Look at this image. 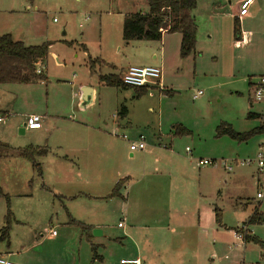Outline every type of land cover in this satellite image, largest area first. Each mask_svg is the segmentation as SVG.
Here are the masks:
<instances>
[{
	"label": "rangeland",
	"instance_id": "obj_1",
	"mask_svg": "<svg viewBox=\"0 0 264 264\" xmlns=\"http://www.w3.org/2000/svg\"><path fill=\"white\" fill-rule=\"evenodd\" d=\"M135 1L0 0V36L11 33L15 39L21 37L20 41L25 46L50 44L43 64L47 69L45 81L0 85V109L9 114L8 116L0 114V118L4 120L3 124L0 123V156H11L13 151L17 153V150L29 147L32 143H38V145H31L32 147L38 146V148H45L47 153L52 152L46 146L47 139H44L42 130L20 133L29 116L43 118L46 113H49L61 120H67L69 116L76 119L79 114L71 109V106H76L86 107L90 119L103 118L109 122L112 120V115L124 106L133 110L132 120L144 123L149 120V117L157 122V116L161 113V122L164 126L173 122L178 123L177 126L181 124V127L189 131L188 136L176 138L173 150L185 156V150L188 148L193 158L196 155L200 156L197 160L226 161L231 165L232 171L226 173L222 167L198 169L196 162H190L189 170L191 176H194L191 178V193L194 196V192L198 188L201 189L195 178L197 172L209 174L212 170L216 175H221L222 183L218 188L219 192H216L217 205L221 209V223L228 227L238 226L239 230L241 223H246L255 209L258 213L264 214V174L258 172L255 162L263 137L258 134L246 142L238 143L227 136L216 138L215 134L216 128L221 123L230 125L237 134H246L261 126L260 121L247 119V115L249 112L260 116L264 113L263 104L254 102L250 108L249 99L253 98V87L248 85L249 77H255L251 81L252 84L257 82V78L264 77V0H255L249 7L245 21L241 22V33H244L248 44L238 48L233 46L235 43L233 18L230 15L238 11L239 0H198L194 17L201 39L197 42L194 53L189 57L190 67L184 60L179 59L180 64L175 66L177 70H169V74L177 73L179 76V79L174 82L176 88L172 95H162L161 98L158 95L154 98L144 96L138 100L131 98L135 95L132 88H118L116 92L117 89L99 82L98 76L119 74L120 70L115 71L110 65L96 64L91 71L88 64L89 60L105 57L116 65L121 59L124 60V55L135 52L136 50L132 51L133 48L147 44L143 41L142 43L135 41L132 44L139 45L127 47L126 42L122 40L120 41L122 49L119 54L113 44L114 38H121V13L135 9V4L137 5L139 0L136 3ZM138 11L143 13V10L136 9V13H139ZM144 12L147 13L148 9L145 8ZM22 33L23 37L20 36ZM150 51L147 50L145 56L129 59L131 64L134 59H148ZM126 61L128 60L125 59L124 62ZM165 71L168 75L167 68ZM84 87L94 90L87 102H83L81 98ZM197 91L202 92L203 95L198 100H192L193 93ZM149 106L152 107V112L147 111ZM121 122L123 127L127 125L126 120ZM140 123L137 127L131 125L132 134L134 132L150 134L149 127ZM132 134L119 131L118 136L114 137L119 138L125 135L127 141L119 139L126 143L110 139L111 144L106 142L100 146L104 152L115 149L119 153H117L115 167L123 175L122 178H130L126 180L124 190H121L124 196L129 181L141 180L140 173L137 176L125 174L131 168L137 169L136 172L141 168L138 152H134L132 158L126 156L130 153L129 143L136 139ZM144 137L149 144V150L154 144L149 141V137ZM247 160H250L252 164L244 167L235 165ZM18 164L21 168H18ZM24 166L29 168L31 164L17 162L14 165L7 160H0V187L9 196L11 212H17L15 218L21 221L19 225L15 223L12 225L9 234V241L14 250L18 248L19 243H23L25 247L31 246L32 239H38L40 234L46 237L43 233L44 229L51 228L58 234V238H63L62 243L53 245L47 242L45 246L37 248L34 252L44 253L50 248H55L59 252L57 256L66 258L68 252H77L76 245L79 248L78 236L74 233L78 235L81 232L88 234L91 232L93 235V232L99 231V228H92V225L98 224L102 225L106 235L110 237L105 239V250L101 253L104 257L103 264H118L119 259L126 256L131 247L134 249L133 245L123 238L124 230L117 227L119 223L121 225L124 223H122L123 215L120 207L114 208L113 204L109 205L111 209L103 219L86 213V217L91 220L82 225L86 228L84 229L67 224L65 218L60 215L49 216L56 211L50 206L53 191L50 193L46 190L43 193L41 204L36 201L26 204V201L17 198V194H20L22 190L19 181H22L23 174L26 172ZM15 167L18 173H14ZM214 173L211 174L214 175ZM32 176L35 180V172ZM50 188L51 186H48V189ZM258 192L262 193V199H256ZM41 211L46 212L47 216L40 218L33 215ZM5 212V201L0 198V229L3 227ZM56 212L58 214V210ZM248 230V236L264 243V228L261 224L251 225ZM235 231L233 234H228L224 230L216 237L209 236L202 239L201 253L205 263L264 264V251L254 243L243 245L242 241L236 239L240 242L237 243ZM137 235L150 240L147 232H137ZM72 237L74 245H69L71 250L63 248V244L70 243ZM167 249L165 247L159 250L160 261L166 259L163 253ZM84 254L82 248H79V264H84ZM212 254H215V258H212ZM186 255V258L192 256L189 253ZM148 263H150L149 260ZM94 264L99 263L94 262Z\"/></svg>",
	"mask_w": 264,
	"mask_h": 264
},
{
	"label": "crops",
	"instance_id": "obj_2",
	"mask_svg": "<svg viewBox=\"0 0 264 264\" xmlns=\"http://www.w3.org/2000/svg\"><path fill=\"white\" fill-rule=\"evenodd\" d=\"M197 1L198 0H196V6L199 2ZM136 2L137 0L135 3ZM238 2L239 9L241 0ZM145 8L148 9L147 0H139L138 4H135V9H130L127 13H121V38L113 39V44L118 54L122 49L120 41L123 40L122 23L124 17L136 13V9L143 10V13L141 14H146L144 12ZM194 10L192 11V17L197 29V45V42H199L201 38L198 35V26L195 21ZM214 10L215 7L213 6V11ZM138 12L140 13L141 11ZM237 13L238 11L230 15V17L233 18V26L235 21H238L240 26V41L234 39L235 43L233 46L236 48L248 44L245 35H243L244 33H241V22L245 21L247 15L239 18ZM5 34H9L14 41L22 42L20 41L21 37L15 39L11 33ZM20 36L23 37V33ZM143 42L147 44H144L143 46L132 44L135 43V41L126 43L127 47H132L129 45H139L138 48L132 49V51L136 50L135 52L124 55V60H128L126 62L121 59L120 63L114 65V62L105 59V57H102V59H96L101 61V65H110L115 71L120 70L119 74H115V76H118L120 79L125 71L131 66H153L160 69L161 75L158 81L159 85H151L143 89H133L135 91V95L131 96L133 99L135 98L138 100L142 97L144 98V96L154 98L155 95H158V97L161 98L163 97L162 95H164L163 92L166 91L170 92L172 95L176 88L174 82L179 79V76L177 73L169 74V70H177V67L175 66L180 64L178 62L180 59V34L164 33L158 41ZM139 43H142V41H139ZM147 50H156L157 52L154 53L150 51L148 59H134L132 60L133 64H131L130 60L133 59L132 57L145 56ZM190 56L183 59L189 67L191 64V61L189 60ZM41 68V73L44 74L46 80L47 69L44 65L39 66L37 69ZM166 68L168 70V75H166ZM253 79H255V77H249V87H253L251 82ZM83 89L81 98L83 96ZM90 89L91 93L89 97L94 93V90L92 88ZM144 90L146 92L138 97L136 91ZM116 92H118V89ZM194 94H196V92H194L193 95ZM200 97L197 99L192 98V100H198ZM249 100V106L251 108L254 104L253 98ZM77 108L78 107L76 106H71V109L79 114L76 119L69 116L67 120H61L57 116L46 113L43 118L41 117L43 123L37 130L26 129L24 122L23 129L20 130V133L25 134L27 131L38 132L42 130L45 136L44 139H47L46 146L52 151L47 153L48 155L46 154L45 156L36 157L34 159L35 163L39 165L40 175H38L30 161L19 155L20 150H17V153L13 151L11 156H0V160H7L10 164L14 163L15 165L17 162H29L31 164L29 168H25V166L23 167L26 172L23 174L24 177H22V181H19L21 182L19 184L21 185L22 190L20 191V194H17V198L23 199V201H26V204H29L31 201H36L38 204H41L42 196H44L43 193H45L46 190H49L50 193L53 191V193H51L53 200L50 206L54 207L56 211L58 210V214L54 211L50 213L49 216L52 217L53 214L56 216L60 215L65 218L67 224L84 229L86 228L82 225L91 220L86 217V213L94 214L103 219L108 210L111 209V206L109 207V205L113 204L114 208L120 207L122 209V223H124L121 227H119V223L117 227L124 230L123 238H126L129 244L134 247V249H132L130 245V252L128 251L127 255L120 259L138 258L141 264H208L205 263L203 254L201 253L202 239L209 236L216 237L224 230L228 234H233L234 230L237 231L238 226L228 227L223 222L221 225H217L215 222L214 210L218 209L219 212L221 211L220 207L217 205L218 197H216V192H219L218 188L222 183L221 175H216V173H214L215 171L212 170L209 174H201V172H197L195 178L198 180V186L201 187L202 190L198 188L197 191L194 192V196L191 193V178L194 176H191L189 170L190 162H196L197 158L200 156H197L194 152L196 157L193 158L192 154L188 155L185 152L184 156L178 151L176 152L173 150V147H175L176 144V138L173 136V130H171V128L174 124L176 125L178 123L172 122L164 126L161 122V113H159V116H157V122L150 117L149 120L144 123L139 122L140 124L149 127V130H151L149 131L150 134L147 132H134L132 134L133 130L130 131V129L133 128L132 126H139V123L132 120L134 113L130 108L121 106V108L124 109V115H118L121 110L120 108L119 111H116L115 115H112V120H109V122L103 118H96V120L90 119L86 107ZM152 110L153 109L150 106L147 108V111L152 112ZM0 114H4L5 116L9 115L7 111L3 112L1 109ZM249 114L258 117V119L251 120L260 121V115L250 112ZM121 120L127 121L125 127H123ZM3 123L4 120L1 124ZM119 131H127L136 139L140 136L149 137V141L154 144V146L150 147L148 150L149 144L147 143V150L144 152H138L141 166L138 172H136L137 169L132 168L129 171H126L125 174H129L130 176H132V174L137 176L140 173L139 176L141 177V180L139 179L133 182L129 181L125 196L121 193V190H124L126 180L130 178H122L123 175L120 173L119 169L115 167L119 153L116 152L115 149L111 152H104L100 148V146H103L106 142L111 144L112 141L110 139H116L121 143H126L124 142L125 140L122 141L119 139L120 137H114L118 136L117 132ZM31 145H38V143H32ZM126 156L127 158H132L134 153L130 152L126 154ZM18 168L21 167L19 166ZM198 169L200 168L198 167ZM13 171L14 173H18L16 167L15 170L13 168ZM34 172L35 180L32 176ZM211 173H214V175ZM120 180H125V182L119 191V196L110 197L114 186ZM34 184L35 188L33 189ZM48 186H51V188L48 189ZM0 189L9 199V196L1 187ZM33 190L35 191L34 193L32 192ZM115 201L118 202V204H115ZM48 211L49 210L47 209V212ZM254 212H257V210L255 209L253 213ZM11 213L12 220L9 225V234L14 223L17 225H19L18 223H21V221L15 218L17 212ZM5 214L3 216V226L5 223ZM30 215L32 216V213ZM33 215H35V217L43 218L47 216V213L41 211ZM250 217H248L246 222ZM243 224H245V222H242L241 226ZM263 224L261 225L264 228ZM92 228H99L98 230L100 232L96 231L97 233H93V235H91V232L89 234L83 232L78 235L77 233L74 234L78 236V247L82 248V251L85 253L83 255L84 264H94V262L103 264L104 257L101 253L105 250V239H110V237L109 235H106L102 225H92ZM49 230L53 229H44L43 231L46 237H43V235L40 234L38 236L39 240L32 239V241H30L32 242L31 246L25 247L23 243H19L18 248L15 250L12 247L11 241H9L10 237L8 235L7 241L0 242V256L14 260L19 264H79V248H77V245V252H68L66 258L63 256H57L59 252L55 248H50L44 253L34 252L37 248L45 246L47 242L53 245H59L62 243L63 238H58L57 233L54 237L50 236L48 234ZM137 232H147L150 240L138 237ZM76 236L74 238H76ZM74 238L72 237L70 243L63 244V248L66 247L71 250L69 245H74ZM235 241L240 243L236 238ZM242 243L243 245H247L252 242ZM165 247L168 249L163 253V255L166 256V262L164 263L165 260L160 261L158 257L161 253L159 250L164 249ZM242 248L244 247L242 246ZM188 253L192 256L186 258L185 256H187L186 254ZM27 256L28 258H26ZM260 256H262V254ZM212 258H215V254H212ZM148 260L150 263H148Z\"/></svg>",
	"mask_w": 264,
	"mask_h": 264
},
{
	"label": "trees",
	"instance_id": "obj_3",
	"mask_svg": "<svg viewBox=\"0 0 264 264\" xmlns=\"http://www.w3.org/2000/svg\"><path fill=\"white\" fill-rule=\"evenodd\" d=\"M148 12L146 14L134 13L126 15L122 23V39L124 42L130 41H158L162 34L178 33L181 36L179 47V58L186 59L194 53L196 45V24L192 17V11L196 7V0H147ZM234 39L240 41V26L238 21L233 26ZM49 43L39 46H25L22 42L14 41L9 34L0 36V85L27 84L31 81H45L43 73L37 74L39 66H43L44 60L48 54ZM100 60H89V68L92 71L94 65L100 64ZM99 82L107 87L129 89L121 79L115 75L99 76ZM143 89V88H132ZM137 96L143 95L146 91H136ZM164 95L170 96V92H163ZM118 115H124V109L121 108ZM258 119L253 114H248L247 119ZM173 136L184 137L189 135V131L180 125L172 127ZM263 127L246 133L237 134L231 126L221 123L216 128V138L227 136L233 141L243 143L251 137L262 134ZM47 150L38 147H26L19 151V155L30 161L32 166L40 175L39 165L35 163L36 157L45 156ZM125 180H120L114 186L110 197H118ZM0 198L6 201V214L4 217V226L0 231V242L7 241L9 235V225L12 220L9 199L0 189ZM215 222L221 225V215L218 209L214 210ZM264 214L254 212L247 221L248 225L263 224ZM245 242H252L258 245L264 251V243L258 239L245 236Z\"/></svg>",
	"mask_w": 264,
	"mask_h": 264
},
{
	"label": "built area",
	"instance_id": "obj_4",
	"mask_svg": "<svg viewBox=\"0 0 264 264\" xmlns=\"http://www.w3.org/2000/svg\"><path fill=\"white\" fill-rule=\"evenodd\" d=\"M255 0H241L239 4V9L237 16L239 18L244 17L248 14L249 7L253 4ZM242 41V40H241ZM243 43V42H241ZM42 72L41 69H37L36 73L40 74ZM161 71L157 67L153 66H131L129 67L125 73L121 77V81L125 86L131 87V88H145L149 87L151 85H159L158 81L160 79ZM257 82L253 84V102L260 103L264 105V77L257 78ZM202 95V92L198 91L196 94L192 96L193 99H197ZM261 126L263 127L262 137L263 141L261 145L259 146V150L256 155V164H257V170L259 173L264 174V113L260 116ZM3 122V119L0 118V123ZM25 128L28 130H37L41 127V117L39 116H29L25 122ZM122 140L127 141V138L125 135H122L120 137ZM147 142L144 137L140 136L137 138L136 141H131L129 143V150L130 152H144L147 150ZM185 152L189 155L190 150L186 148ZM252 162L250 160L247 161H241L239 163H236L235 165H239L240 167L249 166ZM197 167H222L223 170L226 173H229L232 171L231 165L228 164L226 161L222 162H216L213 160H202L199 159L196 161ZM263 195L262 193L258 192L256 194V199H262ZM122 225L119 224V227ZM251 225H248L247 222L243 224L240 229L235 232L236 239L239 241L245 242L244 238L245 236H248L249 230L248 227ZM264 226V224H263ZM48 234L52 237L56 235V232L54 230H49ZM0 264H19L15 261H12L8 258L0 256ZM118 264H141L140 260L138 258H132V259H120L118 261Z\"/></svg>",
	"mask_w": 264,
	"mask_h": 264
},
{
	"label": "water",
	"instance_id": "obj_5",
	"mask_svg": "<svg viewBox=\"0 0 264 264\" xmlns=\"http://www.w3.org/2000/svg\"><path fill=\"white\" fill-rule=\"evenodd\" d=\"M90 93H91V89H90V88H84V89H83L82 100H83L84 102H87V101H88V97H89ZM93 233L96 234L97 232L94 231Z\"/></svg>",
	"mask_w": 264,
	"mask_h": 264
}]
</instances>
